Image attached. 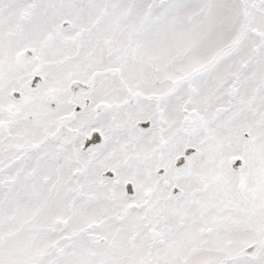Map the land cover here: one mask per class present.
Wrapping results in <instances>:
<instances>
[{
    "label": "snow or ice",
    "instance_id": "obj_1",
    "mask_svg": "<svg viewBox=\"0 0 264 264\" xmlns=\"http://www.w3.org/2000/svg\"><path fill=\"white\" fill-rule=\"evenodd\" d=\"M0 264H264V0H0Z\"/></svg>",
    "mask_w": 264,
    "mask_h": 264
}]
</instances>
